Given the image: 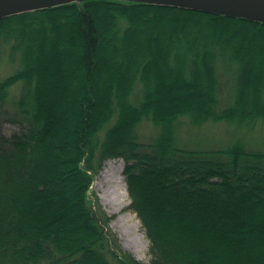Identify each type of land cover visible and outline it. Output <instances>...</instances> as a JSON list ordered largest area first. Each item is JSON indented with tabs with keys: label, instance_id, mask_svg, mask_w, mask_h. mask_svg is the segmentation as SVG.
I'll list each match as a JSON object with an SVG mask.
<instances>
[{
	"label": "trees",
	"instance_id": "obj_1",
	"mask_svg": "<svg viewBox=\"0 0 264 264\" xmlns=\"http://www.w3.org/2000/svg\"><path fill=\"white\" fill-rule=\"evenodd\" d=\"M0 60V116L21 127L0 134V264H264L263 21L73 1L0 17ZM183 117L236 134L183 147ZM112 158L150 263L91 193Z\"/></svg>",
	"mask_w": 264,
	"mask_h": 264
},
{
	"label": "rangeland",
	"instance_id": "obj_2",
	"mask_svg": "<svg viewBox=\"0 0 264 264\" xmlns=\"http://www.w3.org/2000/svg\"><path fill=\"white\" fill-rule=\"evenodd\" d=\"M1 61L3 60H0V63ZM7 70L8 66L4 62L3 65H0V77ZM16 94L17 91L13 90L12 95ZM11 105L12 101L10 100L6 106L10 108ZM181 120L178 135L179 144L183 147L208 149L224 146L236 134L234 128L225 122H208L203 126L195 127L189 124L187 118L183 117ZM138 130L143 141L150 140L156 133V128L149 122L141 124ZM260 130V136L264 137V128ZM20 131L21 127L13 123L8 117L0 116V134L11 135ZM124 167L125 162L122 158L106 160L96 175L91 193L98 198L102 207L112 215L111 226L119 235L124 248L131 251L137 258H139L138 255H142L143 258L139 259L145 263H150L149 242L142 224L137 215L129 209V196L125 205L126 200L121 201L122 197L118 193L122 181L125 182ZM129 241H132V245L129 244Z\"/></svg>",
	"mask_w": 264,
	"mask_h": 264
},
{
	"label": "water",
	"instance_id": "obj_3",
	"mask_svg": "<svg viewBox=\"0 0 264 264\" xmlns=\"http://www.w3.org/2000/svg\"><path fill=\"white\" fill-rule=\"evenodd\" d=\"M81 0H0V17ZM264 22V0H146Z\"/></svg>",
	"mask_w": 264,
	"mask_h": 264
},
{
	"label": "bare ground",
	"instance_id": "obj_4",
	"mask_svg": "<svg viewBox=\"0 0 264 264\" xmlns=\"http://www.w3.org/2000/svg\"><path fill=\"white\" fill-rule=\"evenodd\" d=\"M103 174H104V172H103ZM118 193H119V195L122 197V198H121V201H123V200L125 201V200H126V202L124 203V204L126 205L127 202H128V192H127V185L125 184V182L122 181V185H121V187H120ZM103 202H105V201H103ZM124 244L126 245L125 242H124ZM129 244L132 245V241H129ZM138 257H139V258H143L142 255H138Z\"/></svg>",
	"mask_w": 264,
	"mask_h": 264
}]
</instances>
